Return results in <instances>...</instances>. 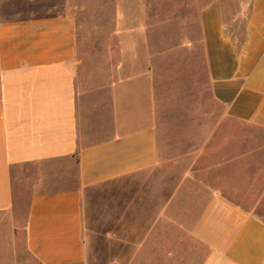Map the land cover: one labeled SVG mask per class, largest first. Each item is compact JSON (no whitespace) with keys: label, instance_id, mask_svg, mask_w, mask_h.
Instances as JSON below:
<instances>
[{"label":"crops","instance_id":"0c3cea01","mask_svg":"<svg viewBox=\"0 0 264 264\" xmlns=\"http://www.w3.org/2000/svg\"><path fill=\"white\" fill-rule=\"evenodd\" d=\"M23 3L0 0V264H90L85 190L127 180L97 264H264V0H237L242 38L225 20L229 0L200 7L222 128H199L183 150L156 132L168 46L128 44L97 76L72 18L26 17Z\"/></svg>","mask_w":264,"mask_h":264},{"label":"rangeland","instance_id":"374dc122","mask_svg":"<svg viewBox=\"0 0 264 264\" xmlns=\"http://www.w3.org/2000/svg\"><path fill=\"white\" fill-rule=\"evenodd\" d=\"M208 1L24 0L23 6L26 17L59 14L72 18L82 67L97 76L101 75L99 65L112 67L124 61L128 44L140 45L146 39L149 44L141 49L143 52H161L168 46L169 60L157 64L159 74L163 75L154 77L156 132L163 141L183 150L196 144L191 137L199 128L201 131L213 130L215 126L219 131L222 128L223 109L209 95L198 26L199 9ZM229 2L231 5L225 6V20L233 35L242 38L244 18L232 22L237 14V0ZM139 29L143 32L135 36L134 32ZM165 69L169 72L165 73ZM249 131L254 132L251 128ZM130 185L128 180L117 181L85 190L83 221L90 264H97L99 256L103 259L104 252L99 246L105 243L114 216L121 212L124 198L130 194ZM15 243L22 253L21 234Z\"/></svg>","mask_w":264,"mask_h":264}]
</instances>
